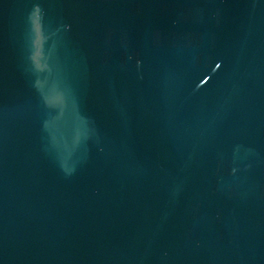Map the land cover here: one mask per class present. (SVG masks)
<instances>
[{
	"label": "water",
	"instance_id": "1",
	"mask_svg": "<svg viewBox=\"0 0 264 264\" xmlns=\"http://www.w3.org/2000/svg\"><path fill=\"white\" fill-rule=\"evenodd\" d=\"M0 264H264V0H0Z\"/></svg>",
	"mask_w": 264,
	"mask_h": 264
}]
</instances>
